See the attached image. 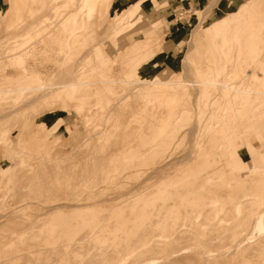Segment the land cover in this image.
<instances>
[{
    "label": "rangeland",
    "instance_id": "obj_1",
    "mask_svg": "<svg viewBox=\"0 0 264 264\" xmlns=\"http://www.w3.org/2000/svg\"><path fill=\"white\" fill-rule=\"evenodd\" d=\"M99 1L30 0L0 16V86L30 75L26 92L0 98V264H257L264 246H222L260 237L264 95L219 88L209 104L204 81L264 89V0H141L132 31L139 0ZM153 22L149 44L129 40ZM107 74L128 82L51 89Z\"/></svg>",
    "mask_w": 264,
    "mask_h": 264
},
{
    "label": "bare ground",
    "instance_id": "obj_2",
    "mask_svg": "<svg viewBox=\"0 0 264 264\" xmlns=\"http://www.w3.org/2000/svg\"><path fill=\"white\" fill-rule=\"evenodd\" d=\"M29 1L30 0H11L10 2L12 3L10 6H9V8L7 9V11H5L3 14H1L0 16L2 17V21L3 22H7L8 20H10V19H12V18H10V13H11V11L12 10H14L13 11V13H15L16 12V14H18V16H19V14L20 15H23V13L22 12H24V10L25 9H27V7H29V5L31 4V2L29 3ZM51 1V0H50ZM142 1H144V0H142ZM48 3V2H47ZM98 4V6L100 7V8H105V9H107L108 7H110V5L112 4V0H100L99 2H97ZM141 0H139V1H136V3L134 4V6L131 8L130 6H129V9L127 10V12H131L132 13V19L133 20H135L131 25H129L125 30H127V31H132V29H134L135 28V26L140 22V20H141V17L143 16V15H141L140 14V9H141ZM10 4V3H9ZM83 6V5H82ZM34 7V6H33ZM35 8V7H34ZM29 9V8H28ZM39 9V8H38ZM102 10V9H101ZM30 11V10H29ZM210 11V10H209ZM201 12H203V11H201ZM211 13V12H210ZM15 14V15H16ZM35 14V13H34ZM206 14H207V12H206ZM209 14V13H208ZM26 15V14H25ZM208 16V15H207ZM17 17V16H16ZM20 17V16H19ZM203 17H206V15L205 16H203ZM10 18V19H9ZM145 18V17H144ZM18 19V18H17ZM16 19H14V21H15ZM23 20V19H22ZM69 20V19H68ZM143 20V19H142ZM18 21H19V19H18ZM35 21V20H34ZM42 21V20H41ZM2 22V23H3ZM10 22H11V20H10ZM220 22V21H219ZM16 23V22H15ZM23 23V22H22ZM27 23V22H26ZM1 24V23H0ZM156 22H153L152 24H151V26L150 27H148V28H146V29H139V30H137V32H133V33H130L129 34V40H137L138 38H140V40H138V41H144V42H146V43H150L149 42V40H151V38H152V34L151 33H153L154 32V29H155V27H156ZM215 24V23H214ZM220 24H222L221 22L218 24V27H219V25ZM224 24H225V22H224ZM223 24V25H224ZM6 25V24H5ZM12 25V24H11ZM11 25H10V27H11ZM24 25H25V23H24ZM22 26V25H21ZM27 26V25H26ZM9 27V26H8ZM216 27V26H215ZM217 27V28H218ZM221 28H222V26H220ZM219 27V29H221ZM224 27L225 26H223V29H224ZM1 28V27H0ZM217 28H215L216 29V31H217ZM23 29V28H22ZM31 29V28H30ZM7 30V29H6ZM121 30H124V28L123 29H121ZM2 31V30H1ZM18 31V30H17ZM62 31L63 32H69L66 28H63L62 29ZM126 31V32H127ZM2 34H4V33H2ZM79 34V33H78ZM13 35V34H12ZM77 34H76V32L75 33H71V32H69L68 34H64V38H66V37H68V38H70V41L72 40V39H76L77 38V36H76ZM79 35H81V34H79ZM84 35V34H83ZM79 37H81V36H79ZM78 37V38H79ZM164 37V36H163ZM63 38V39H64ZM77 38V39H78ZM83 38H84V36H83ZM127 40V39H126ZM84 41V40H83ZM101 41V40H100ZM103 41H104V39H103ZM128 41V40H127ZM161 41V40H160ZM143 43V42H142ZM145 43V44H146ZM161 43V42H160ZM159 43V46H161L162 44H160ZM100 43H98V45H99ZM147 44V45H148ZM152 44V43H151ZM214 44V43H213ZM122 45V44H121ZM135 45V44H134ZM146 45V46H147ZM96 46V45H95ZM118 46V45H117ZM120 46V45H119ZM123 46H124V44H123ZM123 46H121V47H123ZM127 46V45H126ZM125 46V47H126ZM145 45H144V47H146ZM149 46H152V45H149ZM155 46H157V45H155ZM194 46V45H193ZM153 47H154V45H153ZM192 47V46H191ZM190 47V48H191ZM147 48V47H146ZM90 49V48H89ZM125 49V48H124ZM148 49V48H147ZM211 50H213L212 48H210ZM190 50V49H189ZM119 51H121V50H119ZM191 51V50H190ZM208 51V50H207ZM189 52V51H188ZM213 52V51H212ZM87 53H90V52H87ZM99 54V53H98ZM100 54H101V51H100ZM144 54V53H143ZM146 54V53H145ZM89 55V54H88ZM212 56V55H211ZM103 57V56H102ZM205 57H206V54H205ZM103 59V58H102ZM79 61V60H78ZM103 61H104V59H103ZM183 64H184V62H185V64L188 62L186 59H184L183 61ZM73 63H75V62H73ZM79 64V63H78ZM76 65H77V62H76ZM93 65V64H92ZM78 67V66H77ZM72 69H73V67H72ZM2 70V69H1ZM113 70V69H112ZM69 71V70H68ZM86 71V70H85ZM247 71H245V73H246ZM113 73V72H112ZM28 73H26L25 74V72H24V74H22L21 75V77L20 78H18V80H17V83L15 84V85H11V86H0V98H4V96L6 95V94H12V93H15L16 94V96H19V94H23L24 92H26L28 89H29V86L27 85L28 84V77H30V75H27ZM39 74V73H38ZM110 74V73H109ZM75 74H72L71 76H74ZM108 75V74H107ZM111 75V74H110ZM249 75V74H248ZM247 75V76H248ZM246 75L244 76V78L243 79H245V77H247ZM77 77H79V75L77 76V73H76V78ZM243 77V76H242ZM71 78V77H70ZM85 78V77H84ZM84 78H82V79H84ZM122 79V78H121ZM134 79H136V78H134ZM80 80V79H79ZM72 81V82H70V81H68V83L67 82H63L62 84H59V85H57V86H53L51 89L52 90H56V89H58V88H60V87H62L63 85H69V86H71V87H76L77 85H83V84H93V83H102V84H109V85H111V86H118V85H116V84H119V83H121V82H126V79H122V80H120V79H117V77L116 78H114V77H109V75H108V77L106 78H101V79H99V80H93V81H88V80H86V81ZM127 80H129V79H127ZM261 80H262V78H261ZM247 81H248V79H247ZM128 82V81H127ZM126 82V83H127ZM130 82V81H129ZM133 82H136L137 83V85L134 83V85H136V86H138V85H144V84H147V83H154V80H147V79H136V80H134ZM241 82V81H240ZM131 83V82H130ZM175 83H183V81H180V80H178V81H175ZM204 83L206 84V85H209V86H213L214 88L212 89V97L208 100V103L210 104V103H212L213 102V98H216V96L218 95L217 94V92L216 91H218V89L220 88V89H227L228 90V92L229 93H234L235 94V96L237 95V97L236 98H241V99H243V98H246V97H249L250 95H252V94H254V96H255V94H258V96H263L264 95V89H260V90H255V88H253L252 86H249V85H245V81H244V83H243V81H242V83H235V82H225V81H222V80H220V79H216V80H206V81H204ZM248 83V82H247ZM246 83V84H247ZM249 83H251V82H249ZM127 85V84H126ZM193 85V84H192ZM263 85V84H262ZM129 86V85H128ZM253 88V90H252V88ZM254 87H256V86H254ZM132 88V87H131ZM135 88V87H134ZM139 88H141V87H139ZM139 88L137 89V90H139ZM130 90V89H129ZM131 92H133V91H131ZM131 92H130V94H131ZM137 92V91H136ZM195 92H196V90H195ZM219 92H221L220 90H219ZM47 94V93H46ZM130 94H128V95H130ZM43 95H45V94H42L41 96H43ZM223 95V94H222ZM15 96V95H14ZM124 96H126V94L124 95ZM257 96V95H256ZM129 97V96H128ZM219 97V96H218ZM226 97V96H225ZM225 97H224V99H225ZM228 97V96H227ZM119 98H120V96H119ZM221 98V97H220ZM253 98V97H252ZM251 98V99H252ZM255 98V97H254ZM258 98V97H257ZM219 99V98H218ZM37 100V99H36ZM116 100H118V99H116ZM247 102H249V103H252V100L250 101H247ZM117 104V103H116ZM224 104V103H223ZM115 107V106H114ZM111 109H114V108H111ZM111 109H110V111H111ZM109 111V112H110ZM239 111V110H238ZM3 118V117H2ZM177 120V119H176ZM257 120V119H256ZM42 123V122H41ZM223 124V123H222ZM212 125V124H211ZM210 125V126H211ZM177 127L179 126V125H176ZM221 126V125H220ZM195 128H196V126H195ZM209 128V127H208ZM253 130H255V129H253ZM257 131V130H256ZM253 133V132H252ZM245 134V133H244ZM52 135V134H51ZM248 135V134H247ZM45 136V135H44ZM42 138V137H41ZM44 138V137H43ZM229 140V139H228ZM53 142V141H52ZM210 143V142H209ZM223 143V142H222ZM229 144H230V142H229ZM203 145V144H202ZM228 145V144H227ZM208 146H210V144L208 145ZM207 146V150H208V147ZM222 146V145H221ZM224 147H226V146H224ZM219 148V147H218ZM232 148V147H231ZM204 149V147L202 148V150ZM205 149H206V147H205ZM228 149H229V147H228ZM207 150H206V152H207ZM232 151V150H231ZM194 153H196V156L195 157H198V154H199V151H198V153H197V151H193V150H191V151H189L188 152V157L192 160V159H194ZM208 153V152H207ZM16 159V158H15ZM17 159H19V158H17ZM187 159V158H186ZM24 160V159H23ZM102 160V159H101ZM188 160V159H187ZM27 161V160H26ZM199 161V160H198ZM188 162V161H187ZM100 163H102V162H100ZM103 164V163H102ZM15 166V165H14ZM207 166V165H206ZM202 167V166H201ZM234 167V166H233ZM9 168V167H8ZM8 168H5V169H3V170H1L0 171V180L2 179V178H4V176L6 175V173H7V169ZM12 168V167H11ZM257 168V166H250L249 167V170H254V169H256ZM259 168V167H258ZM10 171V170H9ZM27 171V170H26ZM202 171V170H201ZM212 173V172H211ZM21 174V173H20ZM11 176V175H10ZM8 177V176H7ZM154 179V178H153ZM210 179V177H208V178H206V180L204 179L203 181H202V185H205L204 184V181H208ZM212 179V178H211ZM13 180V179H12ZM19 180V179H18ZM4 181H5V178H4ZM19 181H21V180H19ZM66 181V180H65ZM210 181V180H209ZM211 182V181H210ZM3 183V182H2ZM6 183V182H5ZM19 183V182H18ZM64 184V183H63ZM0 186H1V184H0ZM41 190V189H40ZM43 191H45V189L43 190ZM18 192H20V191H18ZM39 192H42V191H39ZM38 192V193H39ZM136 192V191H135ZM59 195V194H58ZM96 195V194H95ZM34 196V195H33ZM37 196V195H36ZM35 196V197H36ZM61 196V195H60ZM90 196V195H89ZM93 197V196H92ZM59 198V197H58ZM61 198V197H60ZM90 198V197H89ZM32 199V198H31ZM62 199H63V197H62ZM62 199H60V200H62ZM249 199V198H248ZM19 200V199H18ZM87 200V199H86ZM89 200V199H88ZM243 200V199H242ZM56 203V202H55ZM64 203H65V201H64ZM217 203V202H216ZM239 204H241V201L240 202H238ZM58 204V203H57ZM60 204V203H59ZM211 204V203H210ZM218 204V203H217ZM217 204H216V206H217ZM54 205V204H53ZM76 205H78V204H76ZM212 205V204H211ZM55 207H58L57 205L55 206ZM222 209L220 208V211H221ZM215 212H217V210L215 211ZM200 214L202 213V212H199ZM205 213V212H204ZM217 213H219V211L217 212ZM256 214H257V218H256V223H255V226H254V231L255 232H258V237H259V239H257L256 237L254 238V232H252L251 233V235H245L244 237H238V238H236V239H231L230 241H228V242H226L223 246H222V248L223 249H232L231 251L232 252H234V253H238V252H242L244 249L246 250V249H259V250H262V248L261 247H263L264 246V209L262 210V211H258V212H256ZM249 234V233H248ZM242 236V235H241ZM217 244V243H216ZM218 245H219V243H218ZM154 246V245H153ZM202 246V245H201ZM211 247V246H210ZM221 247V246H220ZM184 248V247H183ZM216 249V248H215ZM180 250V249H179ZM183 250V249H182ZM186 250V249H185ZM213 250V249H212ZM228 250V251H229ZM175 251V250H174ZM187 251V250H186ZM182 252V251H181ZM180 252V253H181ZM170 253H171V251H170ZM178 254L179 256L180 255H183L184 253H185V251L184 252H182L181 254ZM173 254H175V253H173ZM173 254H172V258H173ZM210 256H212L211 254V252L210 253H208ZM220 254V256H221V254H223L222 252H220L219 253ZM230 254V253H229ZM252 254H253V252H252ZM194 255V254H193ZM26 256V255H25ZM176 256V255H175ZM195 256H197V255H195ZM205 256V255H204ZM208 256V255H207ZM206 256V257H207ZM130 257V256H129ZM124 258V257H123ZM123 258L120 260V262H117V264H127L128 262L126 261V260H123ZM126 258V257H125ZM128 258V257H127ZM169 258H170V256H169ZM187 258V257H186ZM246 258V257H245ZM161 259V258H160ZM255 260V259H254ZM168 261V260H167ZM166 261V262H167ZM251 261V260H250ZM10 262V261H9ZM127 262V263H126ZM159 262H162V261H160L159 260V258H151V259H145L144 261H142L141 263H139V264H157V263H159ZM173 262V261H172ZM171 262V263H172ZM177 262V261H176ZM249 262V261H248ZM13 263V262H12ZM221 263H223V261H221ZM251 263V262H250ZM249 263V264H250ZM169 264V263H168ZM257 264H264V255L257 261Z\"/></svg>",
    "mask_w": 264,
    "mask_h": 264
},
{
    "label": "crops",
    "instance_id": "obj_3",
    "mask_svg": "<svg viewBox=\"0 0 264 264\" xmlns=\"http://www.w3.org/2000/svg\"><path fill=\"white\" fill-rule=\"evenodd\" d=\"M161 1H162L161 4H163L164 3L163 0H161ZM205 1H208V0H191L192 3L199 4V5L203 4V2H205ZM182 37H183V31H181V32H177L176 31L175 38H177V40H178V39H180Z\"/></svg>",
    "mask_w": 264,
    "mask_h": 264
}]
</instances>
